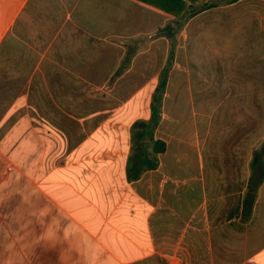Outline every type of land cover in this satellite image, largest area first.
I'll return each instance as SVG.
<instances>
[{
    "label": "crops",
    "instance_id": "0c3cea01",
    "mask_svg": "<svg viewBox=\"0 0 264 264\" xmlns=\"http://www.w3.org/2000/svg\"><path fill=\"white\" fill-rule=\"evenodd\" d=\"M242 5L245 16L219 22L246 23L252 48L262 51L259 65L254 50L240 65L226 58L238 48H202L205 30L193 18L178 31V48L171 52L168 40L155 35L160 27L148 34L165 40L164 60L172 61L153 134L165 150L153 154L150 144L154 168L128 181L130 127L140 117L126 122L125 112H117L122 107L106 113L104 100L89 91L103 89L113 74L118 80L141 75L153 64L148 55L159 53L143 50L140 38H127L126 26L136 16L116 24L107 0H0V45L5 42L13 65L21 59L31 74L78 75L73 87L83 95L71 104L92 113L75 120L93 122L44 176L26 178L38 194H20L14 179L0 181V264H193L196 252L199 264H264V182L250 219L239 221L252 153L264 144V0L227 6ZM120 27L115 45L110 35ZM175 73L181 75L178 86ZM176 101L189 103L188 115L164 112V102L170 107ZM14 169L9 162L8 170ZM175 251H184L183 260Z\"/></svg>",
    "mask_w": 264,
    "mask_h": 264
},
{
    "label": "trees",
    "instance_id": "16d2710c",
    "mask_svg": "<svg viewBox=\"0 0 264 264\" xmlns=\"http://www.w3.org/2000/svg\"><path fill=\"white\" fill-rule=\"evenodd\" d=\"M174 17L173 26L166 24L158 28V37L168 40L171 52L180 28L191 17L203 10L217 6L210 1L198 9L187 6L198 0H136ZM238 0H226L232 4ZM192 6V5H191ZM14 66L7 56L5 42L0 45V181L16 180L14 188L21 192L38 194L36 187L26 178L39 179L44 176L63 156L68 154L90 130L87 121L77 122V116L91 112L90 107L72 105L82 98L83 93L74 88L78 75L70 73L31 74L24 68L23 61ZM166 70L151 94L148 119H138L130 127L132 150L128 157L126 177L136 180L145 170L154 168L149 158L147 145L151 141V152L162 153L165 143L153 139L160 122L162 95L165 93ZM76 117V118H75ZM18 170H8V163ZM250 175L241 200L239 221L250 219L258 188L264 182V144L255 149L249 163ZM25 190V191H24Z\"/></svg>",
    "mask_w": 264,
    "mask_h": 264
},
{
    "label": "rangeland",
    "instance_id": "374dc122",
    "mask_svg": "<svg viewBox=\"0 0 264 264\" xmlns=\"http://www.w3.org/2000/svg\"><path fill=\"white\" fill-rule=\"evenodd\" d=\"M108 4L113 7L111 14L115 15L116 24H121L120 21L126 15L130 17L136 16L137 22L130 21V23L126 26L128 30H130V34H128L127 38L135 39L140 38L142 42V49L143 50H152L153 52L157 51L159 54H150L148 55L150 59H152V63L150 66L145 67L147 73L144 74H130L125 75L122 78L115 79L118 74H113L111 76L110 82L104 84V88L100 90L89 91L90 95H94L95 97H100L101 100H104V105L101 106V109L104 111H108L106 113H112L118 107H122L117 112H125L128 116L127 120H131L136 117L143 118L144 120L149 116V103L151 99V94L153 92L154 85L158 82L160 73L163 70L167 71L170 68L172 61L171 59L166 58V42L163 39H155V37L150 39L148 34L156 31V27H163L168 23L173 16L166 14L160 10H150L146 6L142 8L140 6H136L130 2V0H107ZM210 1L217 2V6L213 8H209L206 10L201 11L200 13L196 14L193 18V23H197L198 27L203 28L205 32L201 35V39L203 40L205 46L202 48H207L213 50L218 49H239V52L236 53L234 56H227L231 60L239 61L240 65H246L247 58H252L253 50L255 51V60L256 65L261 64V60L259 57L262 56V51L253 49L250 42V36L247 38L246 36V27L245 22H238L239 24H232L229 25H221L220 19L224 17H239L246 15V6L242 5L240 7H229L226 4V0H198L194 4L187 6V9L190 8L198 9L199 7L203 6L205 3H209ZM150 7V6H149ZM133 8V9H130ZM136 11V12H135ZM136 13V14H135ZM132 14V15H130ZM189 19V20H190ZM199 19V20H198ZM202 29V30H203ZM118 32H115V29L112 28V32L110 35V42L113 44H118L117 40L122 38L121 27L117 29ZM126 31V29H125ZM254 31V30H253ZM157 32V31H156ZM262 32L258 31L255 32V35L258 41L261 43L262 38L260 35ZM200 37V36H199ZM198 39V38H197ZM152 44V45H150ZM179 38L176 35L174 49L178 48ZM259 45V43H257ZM149 45V46H148ZM257 45V46H258ZM203 46V45H202ZM128 47V46H127ZM118 49V48H117ZM116 49V52H117ZM141 49V48H140ZM112 52L115 50L111 49ZM165 52V53H164ZM226 58H222V60H226ZM143 60H146L143 58ZM257 61L259 63H257ZM164 64L163 68L160 69L159 73L156 74L155 71L157 69L156 66H161ZM132 71H136L133 69ZM152 71V72H151ZM151 72V73H150ZM175 79L172 82L176 83L178 86L179 78L181 77L180 74H174ZM143 85L144 88L141 90L133 89L135 86ZM131 87V88H130ZM183 86L180 85L179 88L181 89ZM181 90H178V93H181ZM171 93L175 94L176 90L171 89ZM163 96V95H162ZM164 102V112L171 108L175 110L174 112L184 113L188 115V111L190 109L189 103L179 102L171 103L170 107L168 104ZM188 117V116H187ZM91 121V120H90ZM93 124V122H88L86 125L89 128V125ZM154 134V133H153ZM151 141L147 145V149L150 148ZM189 155V153H188ZM187 155V156H188ZM36 181L37 179L34 178ZM184 251H175V255H177L181 260ZM196 257H199L198 253L196 252ZM192 255L190 258L193 264H199L198 259ZM184 264V261H182Z\"/></svg>",
    "mask_w": 264,
    "mask_h": 264
}]
</instances>
